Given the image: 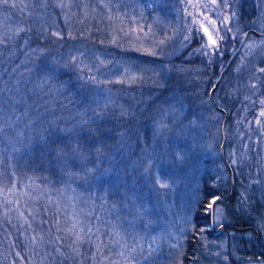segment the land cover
I'll list each match as a JSON object with an SVG mask.
<instances>
[{
  "label": "trees",
  "instance_id": "16d2710c",
  "mask_svg": "<svg viewBox=\"0 0 264 264\" xmlns=\"http://www.w3.org/2000/svg\"><path fill=\"white\" fill-rule=\"evenodd\" d=\"M136 1L142 4L143 12L148 18L152 17L163 2ZM22 3L28 7L14 10L0 8V25L5 28L14 29L19 26L30 29L11 39L8 49L15 54L10 56L9 50L5 49L2 50L3 59H0V87L11 89L10 93L6 91L4 95L5 98L9 95L12 97L5 110V124L8 123L7 116L11 115V127L5 126L3 135L0 136V179L9 186L15 183L17 189L27 192L33 198L28 202L29 207L42 209L49 199L58 202L61 209H66L67 212H71L75 206L81 213L82 220L98 224L100 221L95 217L99 216L104 221L105 231L115 224L121 236L125 235L126 230L132 226V220L141 215L133 206H141L144 198L152 197L147 194V179L143 176L139 178L143 164L136 157L139 149L151 142L148 133L140 135L139 132L147 127L155 110H161L163 106L165 108L170 90L187 87L190 77L185 73H191L198 65L192 54L196 37H193V44H186L187 47L184 46L168 60L167 57L152 58L165 60L164 63L168 62L182 74V77L177 75V83L174 84L167 78L162 85L158 81L143 84L138 92L144 98L140 97L138 103L124 111L101 103L97 100L95 84L85 83L80 78L82 73L75 67H65L77 49L93 54L105 53L110 59L121 52L123 58L137 60V53L132 49L122 52L117 46L107 43L112 38L107 31L111 27V21L106 19L101 6L95 0H87L90 8L85 16L81 8H72L70 13L68 10L62 11L54 6V0L46 8L39 4L34 6L33 0H22ZM66 13L74 15H71V19H66ZM97 29H100L99 33ZM54 31H60L65 38L57 40L51 35ZM89 31L92 32L91 37H87ZM68 32H72L76 38H68ZM80 32H84L86 38H80ZM245 33L256 34L250 28H246ZM259 33H264V30ZM247 35L243 36L244 39ZM102 39L105 40L104 45L99 44ZM37 48L46 49V55L33 54L31 50ZM235 51L223 56L226 57V62L220 71L216 69L214 61L207 70L200 69L207 75V81L212 83L211 87L216 83L215 91L211 94L210 88L208 96L211 109L223 114L222 131L223 127L234 124L243 115L242 112H245L244 102L239 96L231 102H227L229 100L225 97L230 84L229 74L237 58ZM187 55L190 58L185 60ZM199 64H203V60L200 59ZM156 65L158 69H164L161 63ZM95 75L97 79H106L101 78L98 72ZM11 108L15 109L14 114ZM221 134L224 140V131ZM67 145L77 147V154H72ZM143 151L148 153L146 149ZM221 151L223 154L224 144L221 145ZM204 164L206 167L204 166L198 180L192 215L181 240L174 248L162 244L160 252L150 258L151 264H238L243 257L263 262L264 246L256 242L254 234L246 240L239 238L231 244L227 243L226 247L219 246L222 243H218L217 234L211 232L210 221L212 219L213 223L216 206L232 208L240 201L237 194L238 183L234 176L228 182H221L217 174L208 168L210 161L205 160ZM9 195L11 199L17 198ZM214 196L221 197L222 201H217L209 217L205 209ZM24 199L27 200V197ZM254 204V207H261L259 202ZM0 212H3V208H0ZM89 212L92 213L91 217L87 216ZM60 219L63 221V214ZM16 223L15 219L11 225L0 220V264H30L29 257L34 254L35 249L12 226ZM253 224L250 217L225 220L221 224L223 226L220 233L232 230V226L243 227L250 232L246 227ZM201 229L204 231L201 232ZM46 231L47 228L44 229ZM102 238L110 247L115 248L111 244V237ZM67 243L70 244L71 239ZM117 248L118 246L113 251L112 258L115 257ZM63 251L66 255L61 257L50 246L44 245L43 252L51 253L46 264H76L69 249L65 247ZM16 252H20L24 259L15 256ZM81 252L90 254L87 245L81 247Z\"/></svg>",
  "mask_w": 264,
  "mask_h": 264
},
{
  "label": "rangeland",
  "instance_id": "374dc122",
  "mask_svg": "<svg viewBox=\"0 0 264 264\" xmlns=\"http://www.w3.org/2000/svg\"><path fill=\"white\" fill-rule=\"evenodd\" d=\"M200 2L208 3L209 0H200ZM112 3L120 5L119 12L123 24L120 19H117L111 21V26H121L128 30L137 27L138 24L150 25L160 38H163L165 33L171 36L172 32L176 31V35L164 49L165 54L160 56V58L167 57V60L179 53L186 44L190 42L193 44V37H196L192 54L196 62L198 61L196 69L191 73H185L187 77H190L187 87L170 90L165 108L163 106L161 110H155L147 127H143V130L139 132L140 135L148 133L151 142L145 148L139 149L136 157L138 156V162L143 164L139 178L143 176L147 179V194H151L152 197L144 198V204L141 206L139 204L133 206V209L141 212V215L132 220V226L126 230L125 235H122L123 239L113 259H119L116 254L125 243L135 248V252L132 253V264H151L150 258L160 252L162 244L172 248L178 245L187 221L192 215L197 197L198 180L203 168L206 167L205 160L210 161L208 168L212 173L217 174L221 182H228L232 176L235 177L240 200L237 203L241 204L235 202L232 208L216 206L213 212V230L223 226L221 224H224L225 220L250 217L254 223L252 227L259 236V241L256 240V242L264 245V117L260 116L261 110L264 109V105L260 104V101L264 100V76L257 78L259 74L253 75L256 69L264 68V62H262L264 61V44L261 43L264 42V33L250 34L245 39L243 37L246 28L258 32L264 30V0H229L231 9H222V11L228 15L235 13L229 27L232 28L233 34L237 32V29L240 33L235 39L232 38V34H229L228 38L221 43L220 50L224 53L222 56L209 55L208 57L194 51L199 49L206 40V38L201 39L202 33L184 30L192 23V17L187 16L184 11L185 0H163L159 9L150 18L144 14L142 4L136 0H112ZM89 8L90 5L81 11H87ZM101 10L106 17L109 15L108 9L101 6ZM188 11L199 18V11L192 8H188ZM204 11L211 19H216L211 7ZM111 14L115 17L117 13L113 10ZM130 18H135V22ZM192 27L196 26L192 25ZM185 35L190 37L188 41L184 40ZM219 35H225V33L221 31ZM134 42V37L131 40L126 39L118 48L122 52L133 50L131 45ZM252 44L256 46L249 49L247 45ZM234 50H236L237 58L229 74L230 84L225 97L229 100L227 102H231L233 98L236 99L239 96L244 102L245 112H242L243 115L236 119L234 124L223 127L225 137L222 140L223 114L211 109L208 93L212 83L207 81V75L200 69L207 70L211 64L208 61L211 60L220 71L226 62V57L223 56L230 55ZM82 52L84 57L81 59L90 66L95 62L94 56L99 55L102 59L113 62H127L123 63L125 67L130 63H139L147 64L148 68L153 69L144 73V81L139 84H116L115 87L110 84H95L97 100L124 111L138 103L140 97L144 98L138 92L143 84L158 81L159 85H162L167 78L176 84L177 75L182 77V74H179L168 62L164 63L165 60H156L155 64H148L147 61L153 60V57H142L138 52H136L137 60L123 58L121 52L116 57L112 56V59L101 52L96 54ZM75 54L77 50L73 53ZM188 58H190L189 55L185 60ZM200 59L203 60V64H199ZM157 63H161L164 69H158ZM119 66L121 65L115 63L107 64L105 69L115 73V68ZM92 74L97 72L94 71ZM84 75L89 74L84 73ZM100 76L106 79L114 78L108 71H104V74ZM257 120L260 122L257 123ZM223 144L222 154L221 145ZM144 149L148 153L144 152ZM149 156L151 157L148 159ZM161 184H166L167 187L162 188ZM254 201L259 202L261 207H254ZM251 234L255 236V231L232 229L223 233L219 232L216 240L222 243L219 246L226 247L227 243L231 244L239 238L246 240L251 237ZM166 245L163 246L167 248ZM114 246L113 251L117 245ZM120 264H124V261L120 260ZM238 264H264V261L243 257Z\"/></svg>",
  "mask_w": 264,
  "mask_h": 264
},
{
  "label": "snow or ice",
  "instance_id": "6c2138e0",
  "mask_svg": "<svg viewBox=\"0 0 264 264\" xmlns=\"http://www.w3.org/2000/svg\"><path fill=\"white\" fill-rule=\"evenodd\" d=\"M53 0H33V4H39L41 7L46 8L49 3H52ZM95 2L109 10V15L106 17L109 21H115L117 19L121 20L123 24V19L119 12L120 5L112 3V0H95ZM185 9L187 16L192 17V23L184 29L189 32H200L202 33L201 39L206 37V40L201 44L199 49L194 50L195 52L208 57L209 55L222 56L224 53L220 50V45L223 43L229 36L232 34V38L235 39L236 36L240 33V30L237 29L235 34L232 33V28L229 27L231 20L235 17V13L232 12L231 15L223 13L222 9H231V4L229 0H209L208 3H201L200 0H185ZM54 6L61 9L62 11L70 10L72 8H82V10L88 8L87 0H54ZM27 4L22 3V0H0V8L7 9H17V8H26ZM211 7L213 9V15L216 16V19H211L210 16L206 14L204 10ZM188 8L195 9L199 11V18L194 17L192 12L188 11ZM116 11V16L114 17L111 13ZM66 13V19H71V14ZM31 15V13H29ZM84 15L87 16V11H84ZM7 19V17L5 18ZM135 22V18H130ZM195 25L196 27H192ZM30 31V29H25L23 27L5 28L3 25H0V59H3V51L8 49V45L14 37L19 36L21 33ZM97 33L100 32V29L96 30ZM111 35V39L107 43L120 47L122 42L126 39L131 40L135 38V42L131 45L133 50L138 53H141L142 57H160L163 56L164 49L168 45L169 41L176 35V31L172 32V35L169 36L167 33L164 34L163 38H160L159 34L153 29L152 26L137 25V27L125 30L121 26H111L107 29ZM223 31L225 35H219ZM52 36H55L57 40H63L65 38L64 34L60 31H54L51 33ZM243 35H247L243 33ZM68 38L75 39L76 36L72 32L67 33ZM80 38H86L84 32L79 33ZM92 32L87 33V37H91ZM189 36L185 35L184 40L188 41ZM264 44V42H261ZM99 44L104 45L105 40H100ZM138 45V46H137ZM188 45H185L187 47ZM256 45H247L249 49L255 47ZM9 50V55H14V51ZM33 54L40 56H45L47 53L46 49H32ZM191 55V54H190ZM84 57V52L77 49V54L71 55L70 59L65 67L71 65L75 67L78 71L82 73L81 79H84L85 83L91 84H139L144 81V73L148 71H153V69L148 68L147 64L139 63H130L127 67L123 66L121 61H110L102 59L101 56H94V63L85 64L81 59ZM211 63V60L208 61ZM264 62V61H262ZM121 65L115 68V75L111 70L105 69V65L113 64ZM148 64H155L156 60L147 61ZM15 71V69L13 70ZM100 72L104 74V71H108L109 75L114 76L112 79L99 80L93 72ZM88 73L89 75H84ZM257 74H259L257 76ZM254 76H264V68L256 69ZM215 89V86H213ZM11 92V89H6L5 87H0V136L3 135V129L5 126L11 127V115L7 116V125L5 124V110L9 107L8 100L12 99L11 95L5 98V92ZM261 105H264V100L260 101ZM11 112L14 114L15 109L11 108ZM260 116L264 117V109L261 110ZM257 123L260 121L257 120ZM86 123V122H84ZM161 127H166V125H161ZM66 147L71 149L72 154H77V147L72 145H67ZM99 151V150H98ZM63 153V149L61 150ZM150 163V162H149ZM88 171H91L89 169ZM13 176L15 173L12 174ZM160 187H167L166 184H161ZM16 196V199H11L10 195ZM0 208H3V212H0V220L7 221L10 225L13 219L16 220V225H12L17 229L19 235L24 236L25 241L35 249L32 257H29L30 264H46L48 259L51 256L50 252H43V246L48 245L52 250L59 256L63 257L66 253L63 251L65 247L69 249L72 253L73 259L76 261V264H86V262H91V264H120V260L124 261V264H132V253L135 252V248L131 247L128 244H124L120 251L116 254L119 259H113V248L109 246V243L106 242L102 237H111V244L120 246V241L123 239L121 233L117 226L113 224L111 228L105 231L104 221L99 217H95L96 220L100 221L98 224H93L90 220H82L81 213L76 210L75 206L71 212H67L66 209H61L58 202L49 199L48 204L38 207H29L28 202L33 198L28 195L27 192L17 189L15 183H11L9 186L5 184L3 179H0ZM27 197V200L24 199ZM222 198L214 196L209 204L206 205V214L210 217L211 210L217 201H221ZM27 213V214H26ZM63 214V221L60 219ZM87 216L91 217L92 213H87ZM34 225L36 227H34ZM47 228V231L44 232V229ZM54 230V233H53ZM204 229H201L203 232ZM35 233V234H31ZM8 236H11V233H8ZM48 237L47 239L45 237ZM95 237V239H93ZM71 239V243L68 244L67 241ZM87 245L90 251V254H84L81 252V247ZM94 248V250H93ZM43 252V255H41ZM105 252L107 254L105 255ZM127 253V254H126ZM15 256L20 257L21 260L24 257L21 256L20 252H16ZM15 264V262H13Z\"/></svg>",
  "mask_w": 264,
  "mask_h": 264
},
{
  "label": "water",
  "instance_id": "95a60500",
  "mask_svg": "<svg viewBox=\"0 0 264 264\" xmlns=\"http://www.w3.org/2000/svg\"><path fill=\"white\" fill-rule=\"evenodd\" d=\"M254 33H256V34H260L259 32H256V31H254V30H252ZM206 38V37H205ZM214 86L216 87V83L214 84ZM214 91V89H213V87L211 88V90H210V93L212 94V92ZM213 103L215 104V101L213 100ZM219 197V196H218ZM222 201V200H221ZM227 203V202H226ZM211 212H212V210H211ZM233 227V229H235V230H243V229H245V228H243V227H236V226H232ZM250 228H253V227H250ZM210 229H211V232L213 233V234H218L221 230H222V226H219L215 231L213 230V223H212V219H211V221H210ZM254 229V228H253ZM254 231H255V237H256V240H257V242L259 241V236H258V232L254 229Z\"/></svg>",
  "mask_w": 264,
  "mask_h": 264
},
{
  "label": "flooded vegetation",
  "instance_id": "af4514ba",
  "mask_svg": "<svg viewBox=\"0 0 264 264\" xmlns=\"http://www.w3.org/2000/svg\"><path fill=\"white\" fill-rule=\"evenodd\" d=\"M250 227H252V226H248V227H246L247 230H254L253 228H250ZM243 230H244V229H243ZM262 246H264V245H262Z\"/></svg>",
  "mask_w": 264,
  "mask_h": 264
}]
</instances>
